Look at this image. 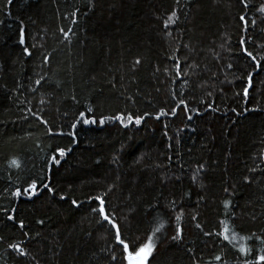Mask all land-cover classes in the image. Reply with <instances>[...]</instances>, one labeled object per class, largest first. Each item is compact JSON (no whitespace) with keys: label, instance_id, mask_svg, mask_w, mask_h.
<instances>
[{"label":"trees","instance_id":"obj_1","mask_svg":"<svg viewBox=\"0 0 264 264\" xmlns=\"http://www.w3.org/2000/svg\"><path fill=\"white\" fill-rule=\"evenodd\" d=\"M261 7L0 0V264H118L114 230L92 211L98 195L126 238L146 240L163 224L148 264H255L264 255ZM81 111L96 122L84 125ZM118 114L123 123L100 124Z\"/></svg>","mask_w":264,"mask_h":264},{"label":"snow or ice","instance_id":"obj_2","mask_svg":"<svg viewBox=\"0 0 264 264\" xmlns=\"http://www.w3.org/2000/svg\"><path fill=\"white\" fill-rule=\"evenodd\" d=\"M8 2L11 3L12 0H8ZM240 3H244V0H240ZM260 11L264 12V7H261ZM73 16H75V13H73ZM175 16H176V13H175V11H173L172 14L169 15L168 20L165 24V27H167L168 24H170L174 21ZM240 19L243 21V20H245V17L241 16ZM64 35L67 36V33H64ZM19 43L21 45H24V43H25L23 31H21ZM24 54L25 55L29 54V51L26 47L24 48ZM245 55L251 56V54L247 53V52H245ZM45 59H47V58H45ZM250 77H251V73H249V78ZM36 83L39 84L40 81L38 80V81H36ZM244 91H245V94L247 95V89H245ZM180 103H183V101H180ZM87 111L89 113H91L92 109L89 107L87 109ZM175 111H176V109L173 108L172 114H175ZM161 114H164L163 110H161ZM156 118L158 119L159 117H156ZM37 119H40V117H37ZM77 119L80 120L84 125H91V124H94L96 122L94 118L86 116L85 112H83V111H81L79 113V116L77 117ZM109 119L118 120V121H121L122 123L124 121V117L118 114L114 117H101L100 118V124L103 125V123ZM142 119H144L143 116L136 117L135 123L139 124ZM133 120H134L133 116H131V115L127 116L128 122H133ZM72 127L75 128L76 125L73 124ZM69 135H72V134L69 133ZM59 155L60 156L64 155L63 150H59ZM52 162L55 164L60 163V161L58 159H56L55 157L53 158ZM13 163H15V161H13ZM45 187H47L48 192H53V189L51 187H49L47 185H45ZM36 188H37V185L35 183H32L29 185V188L24 189V193H28L29 195H31L32 193L30 190H35ZM226 191H227V189H226ZM13 195L20 196V195H22V193L20 191H16L13 193ZM60 199L63 200V199H65V197L61 196ZM91 199H95L99 202L98 207H93V209H92L93 212H98L99 219L97 220V223L103 225V222H106V224L110 226V229L114 230V242L119 247L116 249V253L113 254V256H112L113 261H117V258H118L117 254H118L121 257L118 260V264H148L149 257L152 254L154 247H155L154 242H153V236L155 233L160 231V229L163 227V224L161 223L157 227H155L153 229L152 233L147 235L146 240L140 241L139 239H137L136 241H133V240L126 238L122 235L119 226L115 222V217H113L109 213H107L106 208H105V201H104L103 197L98 195V196L93 197ZM72 203L74 206L77 205V201H75V200H73ZM224 206H225V208L228 207L227 201L224 202ZM7 218H8V220L14 219L12 215H9ZM176 219H177V221H179L180 216L177 215ZM37 222L41 223V221H37ZM221 223L224 224L223 221H221ZM23 226H24L23 222H21L20 227L22 228ZM196 226L200 227L199 224H197ZM228 231H229L228 226L226 224H224L223 230L220 233H218V235L222 236L223 239L228 240L229 237H228V235H226V233ZM205 235H208V233H205ZM180 236H181V229L179 226H177L176 235L173 237V239H178V238H180ZM234 238L235 237H233V239ZM241 239H246V238L242 237ZM262 243H264V241H262ZM10 247L12 249L18 251L20 253V255H25L24 251L18 245L12 244V245H10ZM239 251L243 255L248 250L244 246H241L239 248ZM215 259L217 261H219L221 258L219 256H216ZM244 264H253V262L252 261H245ZM255 264H264V255L257 256L256 260H255Z\"/></svg>","mask_w":264,"mask_h":264}]
</instances>
